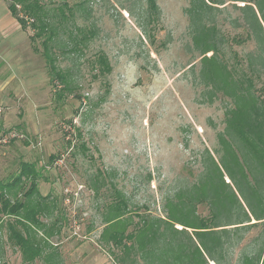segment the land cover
<instances>
[{
  "label": "rangeland",
  "instance_id": "obj_1",
  "mask_svg": "<svg viewBox=\"0 0 264 264\" xmlns=\"http://www.w3.org/2000/svg\"><path fill=\"white\" fill-rule=\"evenodd\" d=\"M39 1L47 9L61 5ZM155 1L159 14L147 24V0H69L76 26L95 35L81 52L65 55L66 38L59 33L55 54L71 82L70 93L57 99L40 41L31 40L9 0H0V184L14 178L22 163L41 170L39 194L56 208L40 220L47 229L57 219V227L49 235L40 230L36 239L54 263L117 264L113 248L100 240L113 188L134 213L147 207L162 216L163 198L196 180L201 153L207 149L217 158L226 102L218 97L205 103L198 85L200 58L184 12L190 0ZM223 1L215 25L225 40L223 56L244 68L254 45L232 23L240 19L233 5L242 4ZM99 53L110 72L99 74L92 65ZM28 186L23 182L18 195ZM198 213L207 210L200 206ZM7 220L0 224V264H24L7 239ZM256 232L235 249L233 261L254 249Z\"/></svg>",
  "mask_w": 264,
  "mask_h": 264
},
{
  "label": "trees",
  "instance_id": "obj_2",
  "mask_svg": "<svg viewBox=\"0 0 264 264\" xmlns=\"http://www.w3.org/2000/svg\"><path fill=\"white\" fill-rule=\"evenodd\" d=\"M57 1L60 6L47 9L39 0H9L8 8L23 29H30L31 40L40 41L49 82L57 99H63L70 93L71 74L60 67L55 54L59 33L65 35L61 45L67 55L81 52L80 46L85 48L95 32L76 26L69 0ZM233 2L242 6L233 5L240 19L232 23L244 28L254 45L245 56L244 68L229 65L223 56L225 40L215 28L223 0H190L184 11L192 49L200 58L197 82L205 89V103L218 97L226 102L224 129L217 135V158L207 149L201 153L196 180L163 198L162 216L152 215L147 207L134 213L124 195L113 188L102 214L100 240L113 248L117 264H264V0ZM158 14L156 1L147 0V24ZM93 61L99 74L111 71L104 53ZM42 178L35 164L22 163L14 178L0 184V224L9 218L5 222L7 239L24 264L37 259L42 264H58L36 239L40 230L49 235L57 227V219L47 229L40 220L56 208L47 203L49 196L39 194ZM25 181L28 189L18 195ZM200 206L206 208L205 216L198 213ZM256 229L254 249L249 253L242 250L233 261L235 249ZM43 243L48 245L47 239Z\"/></svg>",
  "mask_w": 264,
  "mask_h": 264
}]
</instances>
